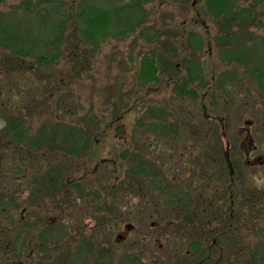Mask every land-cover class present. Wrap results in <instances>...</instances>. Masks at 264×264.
<instances>
[{
  "label": "rangeland",
  "instance_id": "1",
  "mask_svg": "<svg viewBox=\"0 0 264 264\" xmlns=\"http://www.w3.org/2000/svg\"><path fill=\"white\" fill-rule=\"evenodd\" d=\"M19 1L0 0V264H264V0L227 24L205 0H54L41 24Z\"/></svg>",
  "mask_w": 264,
  "mask_h": 264
},
{
  "label": "trees",
  "instance_id": "2",
  "mask_svg": "<svg viewBox=\"0 0 264 264\" xmlns=\"http://www.w3.org/2000/svg\"><path fill=\"white\" fill-rule=\"evenodd\" d=\"M34 0H20L19 3L17 4V8H21L24 13L25 12H32L34 15V17L37 19V22L35 24H41V23H45L46 19H48V17L52 14V12H54L57 9V5L53 3L54 0H39L40 4H39V8H35L36 4L33 2ZM256 1V0H254ZM256 3V2H255ZM205 5L206 8L210 11H212V15L215 14L217 17L222 16V14H224L225 12L228 11H234V9H236L235 5L231 3V0H205ZM35 8V9H34ZM122 6L116 7L114 9V14L118 15L122 10ZM237 15L234 14L232 17H230L229 15L224 16L222 18V22L223 24H227L229 22H231L232 20L235 19H239L240 17V11L243 13V15L245 14L246 18L249 19H253L254 14L253 13V9L252 8H247L246 10L240 7H238L236 10ZM78 17L83 15V10L79 9L78 10ZM94 14L90 15L89 20H88V27L84 28V30H82V33H84V35L88 36L91 38V42L92 44H97V36L99 37L100 35H102L106 30H107V26L110 22L109 20V14L105 11H94ZM138 23V22H137ZM126 29L124 28L123 31H125ZM223 34V33H222ZM63 32H57L54 33L52 35V38L49 40L48 44H47V50L42 53V54H37L35 57V60L37 62V64L39 63L41 64H45L48 61L52 60L53 57L58 56L56 53V50L58 49V40L62 37ZM226 35V34H225ZM189 36V35H188ZM224 36V34L222 35ZM221 36V37H222ZM190 38V37H189ZM188 38V39H189ZM189 42V45L194 47V44L192 42ZM56 53V54H55ZM15 54L21 56L23 54H25L24 51L22 50H16ZM187 69V73H186V82L182 83L180 85H178L176 87V94L182 96L184 89L186 88L187 84L189 83V81H196V80H201L202 79V69L201 66L198 64H195L193 66H190ZM156 76V67L153 65V60L151 59H143L142 61H140V66L137 70V77L140 81L142 82H147V80H155L157 78ZM254 76L256 77L259 86L261 88V90L264 92V70H257L256 72H254ZM204 115L207 116V114L205 113ZM67 133L73 137L75 135L74 130L68 129ZM121 158L128 156L127 152H120L119 155H117ZM133 158L132 156L129 158L131 159ZM134 159V158H133ZM133 172V171H132ZM142 172L143 171H139ZM43 175H46V173H44ZM41 175L39 177V182L37 186V190H43L46 189V186L42 185V182L44 181L43 179H46L45 176ZM49 182V180H48ZM41 183V184H40ZM64 186H69L71 187H75V188H79L78 185H76V183L73 184H68L64 182L63 184ZM75 185V186H74ZM79 193H80V189ZM81 194V193H80ZM197 196L203 197V192L197 194ZM177 197H182L177 196ZM176 197V198H177ZM202 204V203H201ZM184 207L190 208L189 203L185 202L182 204ZM199 205V203H198ZM197 242H194L193 244H190L192 247L197 248L198 245ZM81 246H76V248H79ZM91 248H88V251ZM264 259V258H263Z\"/></svg>",
  "mask_w": 264,
  "mask_h": 264
},
{
  "label": "flooded vegetation",
  "instance_id": "3",
  "mask_svg": "<svg viewBox=\"0 0 264 264\" xmlns=\"http://www.w3.org/2000/svg\"><path fill=\"white\" fill-rule=\"evenodd\" d=\"M250 123H252L253 124V121L252 120H250ZM251 126L252 125H250V126H248L247 128L248 129H246V132H247V134L248 135H252L253 133L251 132ZM249 147H248V149H246V150H244L243 149V152H242V154H243V157L245 158V162H247V160L249 161V157L250 156H256V154L258 153V148H257V146H256V144L253 142V139L252 138H250V142H249ZM226 154V153H225ZM179 170V172L178 171H176V173H174V175L172 174V176H174V178L177 180V179H180V177H183V170L184 169H178ZM229 174V173H228ZM197 199H196V202H198L199 200H200V198H202V197H196ZM186 199H184L183 197H177L176 199H174V201H175V203H176V205L177 204H179L177 207H183V203H184V201H185ZM216 201V200H215ZM177 202H181V203H177ZM212 202V201H211ZM146 203H147V201H146ZM148 203H149V201H148ZM178 216H180L181 215V213L180 214H177ZM130 229V228H129ZM133 229H131V231H132ZM130 232V230L127 232V234H130L129 233ZM128 237H125L124 238V241H126V239H127Z\"/></svg>",
  "mask_w": 264,
  "mask_h": 264
}]
</instances>
